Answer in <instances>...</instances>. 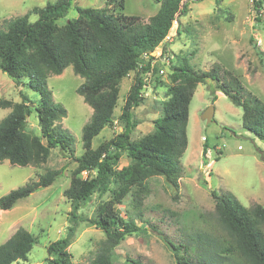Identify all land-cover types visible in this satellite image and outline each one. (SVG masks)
<instances>
[{
  "label": "trees",
  "instance_id": "16d2710c",
  "mask_svg": "<svg viewBox=\"0 0 264 264\" xmlns=\"http://www.w3.org/2000/svg\"><path fill=\"white\" fill-rule=\"evenodd\" d=\"M76 0H55L43 7H35L38 15L30 20V13L4 21L0 26V67L16 84L28 85L39 94L33 100L20 90L21 100L13 103L0 99V106L12 111L0 122V161L13 165L41 166L52 149L77 162L72 171L70 186L64 195L70 201L72 219L80 218L79 210L95 193H110L101 202L92 223L103 229L107 242L90 264H114L112 249L140 227L132 216L117 210L128 194H134L137 207L148 194L147 182L154 176H163L175 189L180 188L184 171L182 157L188 145L190 103L200 83H211L212 92L218 91L243 108V126L264 140V101L246 91L241 80L231 72L221 76V67L209 70L195 69L185 58L173 65L169 77L172 82L166 95L168 100L155 102L162 106L154 120V129L141 138L132 134L138 125L134 109L144 101V83L139 65L143 54L153 51L165 41L180 14L186 13L184 0H160L161 7L148 22L139 15L115 13L106 8L77 7L78 16L63 25ZM124 9L126 0H107ZM220 0H217L219 3ZM257 21L264 19V0H253ZM179 34L181 30L178 28ZM72 65L85 81L77 88L93 113L83 126V154L77 156L75 137L64 127L66 107L57 102L48 84L53 74H61ZM146 69V67H143ZM135 71L134 82L125 97L121 114L115 116L122 80ZM156 84L159 67L154 68ZM38 120L39 132L29 128L32 115ZM119 125V131L110 139L94 147V139L107 127ZM208 146L204 143V159ZM126 155L130 162L119 167ZM207 163V162H206ZM63 168L47 169L37 181H31L0 198V207L11 209L17 201L28 197L42 187H48L62 174ZM86 172L87 176H83ZM216 202L213 212H186V220L204 224L189 232L183 227L181 240L166 237L180 264H264V205H244L231 192L210 190ZM203 219L205 223L199 221ZM149 227V226H148ZM146 227V229H148ZM157 229L155 226H150ZM76 230V222L65 238L51 242L44 264H76L69 250ZM38 238L25 228L0 245V264L27 261ZM129 264H145L128 260Z\"/></svg>",
  "mask_w": 264,
  "mask_h": 264
},
{
  "label": "rangeland",
  "instance_id": "374dc122",
  "mask_svg": "<svg viewBox=\"0 0 264 264\" xmlns=\"http://www.w3.org/2000/svg\"><path fill=\"white\" fill-rule=\"evenodd\" d=\"M55 0H0V26L9 18L30 13V20L38 18L32 10ZM188 10L180 14L171 30V38L164 42L170 50L165 63L157 61L156 67L166 69L159 75L164 82L152 89L143 87L144 101L134 109L138 121L133 138L138 139L154 129L162 106L155 102L168 100L166 92L172 84L169 73L179 58H185L195 69L209 70L221 67V76L230 77L226 71L238 77L246 91L264 101V19L257 21L253 0H184ZM106 8L111 12L139 15L148 22L160 7V0H126L124 9L118 3L107 0H76L67 16L58 21L63 25L68 19L78 16L77 7ZM178 28L181 30L179 34ZM135 71L122 80L115 116L121 114L125 97L134 82ZM153 80L156 81L155 74ZM85 79L76 74L69 65L61 74H53L48 84L57 102L67 111L63 125L75 137L76 155L83 154V126L90 120L93 109L85 102L77 88ZM209 83H200L190 103L188 124L189 145L182 157L184 168L180 188L175 190L163 176L149 178L148 194L143 196L142 205L137 207L134 194H128L117 210L124 216H132L140 229L125 237L112 249L114 264H129L138 260L145 264H180L166 237L181 240L184 225L189 232L204 224L186 220V212H213L215 200L210 190L219 193L231 192L246 206L264 205V140L243 126V108L235 105L228 96L214 94ZM33 100L40 98L28 85H18L0 67V99L13 103L21 100L20 90ZM152 89V90H151ZM215 107L211 122L203 119V113ZM12 111V107L0 106V122ZM29 128L39 132L38 120L33 114L28 119ZM119 131L107 126L93 142L97 147ZM204 143L208 146L204 159ZM130 159L123 155L119 167L128 165ZM207 162V163H206ZM77 166L74 159L65 157L59 148L52 149L48 161L41 166L13 165L9 160L0 161V198L10 191L31 181L47 169L63 168L62 174L48 187H42L22 198L9 210L0 207V245L9 240L19 228L33 233L38 241L33 245L27 261L14 264H44L49 256L48 245L65 238L69 228L76 222V230L69 250L76 264H90L107 242L106 232L92 223L101 202L110 198V193H95L79 210L80 218L72 219L70 201L64 191L70 186L72 171ZM83 176H87L84 172ZM205 223L203 219H198ZM149 226V227H148ZM150 226H155L154 230ZM148 227V229H146ZM203 228V227H200Z\"/></svg>",
  "mask_w": 264,
  "mask_h": 264
},
{
  "label": "built area",
  "instance_id": "2783aa9c",
  "mask_svg": "<svg viewBox=\"0 0 264 264\" xmlns=\"http://www.w3.org/2000/svg\"><path fill=\"white\" fill-rule=\"evenodd\" d=\"M170 38H171V31L166 36L165 41ZM164 42H162L159 46H157L153 51L146 52L142 56L144 61L140 63L139 70L141 72V77H142L145 89H147L149 85H151L153 89L154 85L156 84V81L153 80V78L155 74L154 68L157 65V61L159 59H164L165 63H170V59H167V55L170 54V50L167 46H165ZM143 67H146V69H143ZM165 73H166V69L159 68V73H158L159 75H163Z\"/></svg>",
  "mask_w": 264,
  "mask_h": 264
},
{
  "label": "water",
  "instance_id": "95a60500",
  "mask_svg": "<svg viewBox=\"0 0 264 264\" xmlns=\"http://www.w3.org/2000/svg\"><path fill=\"white\" fill-rule=\"evenodd\" d=\"M214 116H215V107L210 106L209 108L205 110L202 117L208 122H211L214 119Z\"/></svg>",
  "mask_w": 264,
  "mask_h": 264
},
{
  "label": "crops",
  "instance_id": "0c3cea01",
  "mask_svg": "<svg viewBox=\"0 0 264 264\" xmlns=\"http://www.w3.org/2000/svg\"><path fill=\"white\" fill-rule=\"evenodd\" d=\"M221 94V93H220ZM220 96H224V94H221Z\"/></svg>",
  "mask_w": 264,
  "mask_h": 264
}]
</instances>
